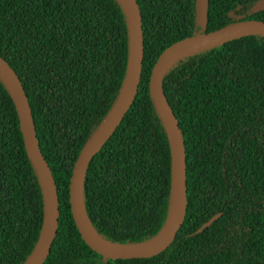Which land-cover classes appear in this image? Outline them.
<instances>
[{
    "label": "trees",
    "instance_id": "obj_1",
    "mask_svg": "<svg viewBox=\"0 0 264 264\" xmlns=\"http://www.w3.org/2000/svg\"><path fill=\"white\" fill-rule=\"evenodd\" d=\"M257 1L207 0L202 27L195 0H135L142 32L137 91L91 157L81 186L87 222L100 240L144 244L169 218V143L148 92L156 59L182 39L238 21L264 22V10L252 11ZM128 52L129 25L118 0H0V58L19 80L57 193V228L42 264H264L261 35L185 54L161 76L185 161V212L170 245L146 259H110L79 236L69 209L71 172L119 96ZM43 215V189L0 79V264L26 262Z\"/></svg>",
    "mask_w": 264,
    "mask_h": 264
},
{
    "label": "water",
    "instance_id": "obj_2",
    "mask_svg": "<svg viewBox=\"0 0 264 264\" xmlns=\"http://www.w3.org/2000/svg\"><path fill=\"white\" fill-rule=\"evenodd\" d=\"M118 1L124 9L129 25V52L126 73L114 106L84 143L76 158L68 185L69 209L79 236L97 255L110 259H146L162 253L173 241L174 235L182 223L186 204L184 182L185 161L182 135L163 95L160 83L161 76L173 61L185 54L191 53L188 52L174 58V56L183 50L196 46H202L199 49L218 46L230 40L249 35L264 36V22L257 20L238 21L213 32L201 33L182 39L166 48L156 59L149 75L148 92L153 107L164 126L169 143L172 181L171 210L168 221L162 229H165V233L158 242L151 243L156 237L152 241L140 245L115 246L100 240L91 230L83 209L81 186L91 157L102 147L128 110L136 94L139 82L142 59V32L139 10L135 0ZM206 8L207 0H195L196 19L202 27H205L206 24ZM262 10H264V0H258L252 11L259 12ZM0 79L3 81L14 103L27 157L33 165L43 189L44 215L40 236L33 252L24 263L42 264L57 228L58 202L56 187L49 168L37 146L29 107L19 80L13 70L1 58ZM217 217L218 215H215L210 218L197 232L210 225Z\"/></svg>",
    "mask_w": 264,
    "mask_h": 264
},
{
    "label": "bare ground",
    "instance_id": "obj_3",
    "mask_svg": "<svg viewBox=\"0 0 264 264\" xmlns=\"http://www.w3.org/2000/svg\"><path fill=\"white\" fill-rule=\"evenodd\" d=\"M124 7H125V9H126V11H127V8H126L125 5H124ZM200 47H202V46H196V47H193V48L185 49V50H183L182 52H180L179 54H177L176 56H174V58H175V57H178L179 55H182V54H185V53H188V52H192V51H194V50H197V49H199ZM174 58H173V59H174ZM164 233H165V229H164V230L159 234V236H158L154 241H152L151 243H156V242H158V241L163 237Z\"/></svg>",
    "mask_w": 264,
    "mask_h": 264
}]
</instances>
